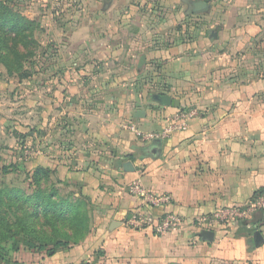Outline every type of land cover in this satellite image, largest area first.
Listing matches in <instances>:
<instances>
[{
	"label": "crops",
	"instance_id": "obj_1",
	"mask_svg": "<svg viewBox=\"0 0 264 264\" xmlns=\"http://www.w3.org/2000/svg\"><path fill=\"white\" fill-rule=\"evenodd\" d=\"M194 1L78 0L77 14L59 17L64 31L52 35L51 58L33 79L32 135L36 165L56 170L58 179L78 187L73 195L89 202V232L63 252L66 263L264 264V241L258 246L254 238L256 231L264 237V210L230 225H195L197 217L246 206L264 190V0H238L237 18L226 10L221 31L210 16L212 0L200 11ZM135 18L148 29L141 32ZM158 27L164 32L152 37ZM150 64L158 87L181 90L177 109L198 110L185 130L143 140L130 127L160 130L174 112L135 113L136 97L126 87ZM168 69L188 70L194 80L173 87ZM137 178L171 195V204L145 206L130 193ZM138 209L170 210L185 224L166 235L135 230L125 221ZM204 230L214 231V239Z\"/></svg>",
	"mask_w": 264,
	"mask_h": 264
},
{
	"label": "rangeland",
	"instance_id": "obj_2",
	"mask_svg": "<svg viewBox=\"0 0 264 264\" xmlns=\"http://www.w3.org/2000/svg\"><path fill=\"white\" fill-rule=\"evenodd\" d=\"M237 1L238 0H233L232 4L234 3V6L232 7L231 5L228 6L230 2H228V0L225 4L223 0H212L210 16H214L216 19V30H222L223 23H221L220 20H222L226 10H228L227 13L229 14V9H231L230 11L233 13L232 17H236L234 12L236 13V11L240 9V2L238 3ZM8 2L26 17L38 22L35 35L39 45L36 48L37 54L31 58L30 61L25 63V68L32 71L31 77L20 80L17 75H10L4 65L0 63V189L15 187L31 192L30 172L36 167L34 159L35 137L31 135L21 138L22 135L19 131L27 132L36 130L37 121L35 112L33 111V79L39 71L41 72L43 69H46L45 67L51 58L49 53H53L50 50L53 44L52 40H50L52 35L59 31H64L65 25L60 23L61 19L59 17L65 15V11L77 14L79 2L78 0H73V3L69 0H53V3H51L50 0H9ZM147 17L148 15L145 18ZM148 19L152 20V22H159L158 15H153L152 19L151 17H148ZM141 22H143V19L139 21V19L135 18V25L140 27L141 32H144L148 27L147 24H140ZM230 22L233 26L238 25V21L234 19ZM162 32H164V30H160V27H158L155 31H152L151 35L152 37L155 35L158 38ZM35 63L38 69L34 68L33 64ZM146 70L148 71L145 72L144 75L136 77L131 88L126 87V92L136 97L135 113L146 109L151 115L155 113L157 116L165 107L154 102L151 99V95L157 92L166 93L167 89L157 86L158 84H156L155 78L159 77V74H156L155 67L152 64L148 65ZM169 70L170 69H168V71ZM169 72H171L172 78H175L174 81L171 80L173 81L171 82L174 85L173 87L189 85V83L194 80V77H191L188 70L179 69L175 71V69H171ZM169 72L166 73L169 74ZM222 74L223 73H216L215 75ZM108 76L109 73L104 74V77ZM171 92L174 98H182L181 90L178 88ZM171 109H174V112L177 110V108L174 107H171ZM187 109L190 111L198 110L192 106ZM160 118V120L166 121V116H160ZM136 120L139 121L140 117H137ZM137 127L138 126H136V128ZM57 180L59 179L54 174L51 181L55 182L56 187L63 194L73 191L77 192L78 187H70L63 182H57ZM27 239L28 238L23 235H19L5 242L3 244L5 252H3L4 255L0 257V264H96V260L83 263H66L64 262L63 252L67 251L68 248L58 250L60 254H58V252L48 254L46 252H39L37 246L35 247V244H31V240L28 241ZM50 246L51 245H49V247ZM71 248H73V246L69 249ZM231 264L253 263L235 261V263Z\"/></svg>",
	"mask_w": 264,
	"mask_h": 264
},
{
	"label": "trees",
	"instance_id": "obj_3",
	"mask_svg": "<svg viewBox=\"0 0 264 264\" xmlns=\"http://www.w3.org/2000/svg\"><path fill=\"white\" fill-rule=\"evenodd\" d=\"M8 1L0 0V63L21 80L32 75L25 63L37 54L38 22ZM33 65L37 68L36 63ZM19 132L24 138L33 130ZM55 172L49 166L36 165L30 172L31 192L15 187L0 189V257L5 252L3 244L19 235L31 240L39 252L48 254L69 249L87 236L89 202L81 193L75 196V192H60L51 181Z\"/></svg>",
	"mask_w": 264,
	"mask_h": 264
},
{
	"label": "built area",
	"instance_id": "obj_4",
	"mask_svg": "<svg viewBox=\"0 0 264 264\" xmlns=\"http://www.w3.org/2000/svg\"><path fill=\"white\" fill-rule=\"evenodd\" d=\"M196 114L197 111L177 109L169 117L167 125L160 130L142 132L135 126L130 128L143 140L167 137L177 131L185 130ZM129 188L130 193L138 196L145 206L161 209L171 204V195L148 190L140 178L135 179ZM259 210H264V190L257 194L246 206H225L210 215L197 217L195 225L199 229H208L216 224L230 225L233 222L250 218L253 213ZM125 223L135 230L149 229L155 234L166 235L183 228L185 220L182 216L170 210L160 215H154L151 212L138 209L128 217Z\"/></svg>",
	"mask_w": 264,
	"mask_h": 264
},
{
	"label": "water",
	"instance_id": "obj_5",
	"mask_svg": "<svg viewBox=\"0 0 264 264\" xmlns=\"http://www.w3.org/2000/svg\"><path fill=\"white\" fill-rule=\"evenodd\" d=\"M194 5V10L195 11H200L203 10L205 8L208 7L209 5V0H197L193 2ZM146 60L145 56L141 57V64L144 63ZM151 99L154 102H157L159 105H161L162 107H174V108H180L181 106V102L179 99L174 98L171 94H167V93H153L151 95ZM145 111L144 110H140L138 111L137 115H142L145 116ZM125 167L128 170H133V166L131 162H127L125 163ZM130 167V168H129ZM202 234L209 240H213L215 237V233L212 230H204L202 232ZM255 243L256 245H260L261 243H263L264 241V237L261 231H256L255 235Z\"/></svg>",
	"mask_w": 264,
	"mask_h": 264
}]
</instances>
